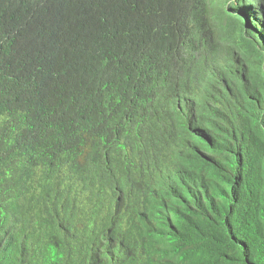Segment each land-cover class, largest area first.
I'll return each instance as SVG.
<instances>
[{
	"label": "trees",
	"instance_id": "16d2710c",
	"mask_svg": "<svg viewBox=\"0 0 264 264\" xmlns=\"http://www.w3.org/2000/svg\"><path fill=\"white\" fill-rule=\"evenodd\" d=\"M0 264H264V0H0Z\"/></svg>",
	"mask_w": 264,
	"mask_h": 264
},
{
	"label": "water",
	"instance_id": "95a60500",
	"mask_svg": "<svg viewBox=\"0 0 264 264\" xmlns=\"http://www.w3.org/2000/svg\"><path fill=\"white\" fill-rule=\"evenodd\" d=\"M245 40H246V41H249V39H248L247 37H245ZM251 45H252V43H251Z\"/></svg>",
	"mask_w": 264,
	"mask_h": 264
}]
</instances>
